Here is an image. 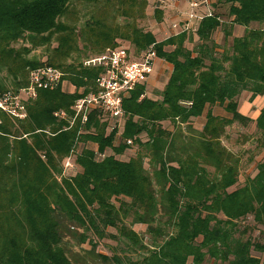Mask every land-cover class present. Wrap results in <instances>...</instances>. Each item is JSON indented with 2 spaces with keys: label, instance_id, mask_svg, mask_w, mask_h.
<instances>
[{
  "label": "trees",
  "instance_id": "16d2710c",
  "mask_svg": "<svg viewBox=\"0 0 264 264\" xmlns=\"http://www.w3.org/2000/svg\"><path fill=\"white\" fill-rule=\"evenodd\" d=\"M208 1L194 29L158 40L140 26L151 0H0V98L28 88L32 69L61 73L21 99L23 118L0 108V264H264V106L254 120L237 108L241 92L264 94V0ZM234 25L245 30L230 38ZM124 43L171 71L155 97L144 82L123 98L118 133L120 121L108 131L111 118L94 109L83 122L73 106L103 71L85 61ZM251 123L245 162L222 137Z\"/></svg>",
  "mask_w": 264,
  "mask_h": 264
},
{
  "label": "built area",
  "instance_id": "2783aa9c",
  "mask_svg": "<svg viewBox=\"0 0 264 264\" xmlns=\"http://www.w3.org/2000/svg\"><path fill=\"white\" fill-rule=\"evenodd\" d=\"M211 14L212 10L208 0H188V11L180 15L183 21L174 23L172 27L177 32L188 31L194 29V21ZM155 60L156 53L152 47L136 58L132 57L126 48L118 47L107 49L104 53L87 59L86 65L101 66L103 71L97 79L96 90L76 100L73 106L75 116L81 115L84 122L88 113L96 109L118 124L123 116V98L137 84L148 80L154 70ZM60 81L61 73L57 69L41 66L30 71L29 87L22 90V93L27 97H34L37 89H53ZM0 108L12 117L23 118L25 116V109L19 94L16 96L10 93L5 94L0 98ZM63 167L65 170L73 168L70 156L64 159Z\"/></svg>",
  "mask_w": 264,
  "mask_h": 264
},
{
  "label": "rangeland",
  "instance_id": "374dc122",
  "mask_svg": "<svg viewBox=\"0 0 264 264\" xmlns=\"http://www.w3.org/2000/svg\"><path fill=\"white\" fill-rule=\"evenodd\" d=\"M178 0H151V4L150 6L147 8V17L145 20L140 22V26H142L143 28L150 30L154 33L155 37L158 40L164 39L167 36H169L170 34H172L174 32L175 29H173V24L177 23V22H182L183 18L181 19L180 15L187 10V8H182L178 5L177 3ZM160 6V8L162 9V19L161 21L156 20L155 15H154V9ZM215 12L219 13L220 16L223 19H226V21H228L227 19L229 17H227V13H228V5L227 4H222V5H218L217 7H215ZM197 21H194V24H196ZM177 30V29H176ZM216 39L217 41H219L220 43H222V34L218 33L216 35ZM191 46V45H189ZM122 47L124 48H128L132 51L133 46H131L128 43H124L122 45ZM43 54V50L40 49H36L34 50L30 55H35L36 58L40 57ZM156 61V60H155ZM158 61L155 62L154 64V71H153V75H155L159 69V65H158ZM166 66L165 62H162V66L160 69V74H162L159 78H155L154 76H151L145 83V91H146V95L149 97H155L156 96V92L160 91L163 89L165 83L167 82L168 79V67H164ZM1 74V73H0ZM155 78V79H154ZM63 87H65L68 91H72L73 88H71L69 85H63ZM20 99H25L27 96L24 93L19 94ZM20 101V100H19ZM243 108V106L241 105V109ZM120 125L118 128V133H120L123 129V125L124 122L120 119ZM203 120L202 119H196L194 121V124L196 127L200 128L201 124H202ZM115 121L112 120L109 122L108 125V131H110V128L114 125ZM164 125H167V123H165ZM254 124L251 123L250 125H248L247 127H242L238 124H234L230 127H228L226 129V133L224 134V136L222 137V142L225 146H227L228 148H230L231 150H233L234 152H238V153H242L243 155V159L246 162V160L248 159V157L252 154V153H256L255 150V144L254 142L251 140L248 143H241L243 135L244 134H249L254 132ZM110 152V150L107 149L106 153L108 154ZM132 154H134V149H128L124 152L123 155L120 156V158L123 159H127L128 157H130ZM263 152H260L256 157L260 158L262 156ZM71 169V168H69ZM244 169L246 172H249L251 170V165H244ZM241 180L243 179L242 177L240 178ZM132 228L137 231V232H142L144 230V225L142 224H134L132 226ZM116 246V241L112 240V239H102L99 241L96 250L102 253H110L111 248ZM71 250L74 252H80L83 253L84 250H88L90 248V245L88 243H84L81 245H76L73 243V245H71ZM97 264V263H94ZM207 264H211L210 262H208Z\"/></svg>",
  "mask_w": 264,
  "mask_h": 264
},
{
  "label": "crops",
  "instance_id": "0c3cea01",
  "mask_svg": "<svg viewBox=\"0 0 264 264\" xmlns=\"http://www.w3.org/2000/svg\"><path fill=\"white\" fill-rule=\"evenodd\" d=\"M177 3H178V5L180 4L179 5L180 7L187 8V10H188V0H178ZM252 26L255 27L256 24L253 23ZM244 30H245V28L243 26L234 25L232 27V36L230 38H232L234 36H241L244 33ZM220 34H222V41H223V33H220ZM156 61H158V63H159L158 64L159 69L155 75H153V72H152L150 77L154 76L155 78H157V77L159 78L162 75V74H160L162 62H165V61H163L162 59H159V58H156ZM165 63H166V66H164V67H166V68L168 67L169 70H168L167 76H169L170 71H171V65L168 64L167 62H165ZM241 105L243 106L242 109H241ZM263 106H264V94L256 95V96L251 98V93L249 91L245 90V91L241 92V94L238 98V106H237L238 111L241 112L243 115L250 117L253 120L258 116L260 109ZM217 111H219V113H220V110H217ZM260 264H262V263H260Z\"/></svg>",
  "mask_w": 264,
  "mask_h": 264
}]
</instances>
